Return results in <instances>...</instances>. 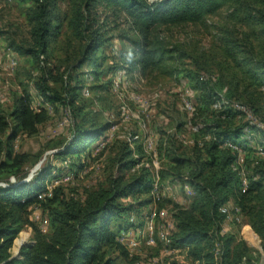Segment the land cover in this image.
Instances as JSON below:
<instances>
[{"label": "trees", "instance_id": "obj_1", "mask_svg": "<svg viewBox=\"0 0 264 264\" xmlns=\"http://www.w3.org/2000/svg\"><path fill=\"white\" fill-rule=\"evenodd\" d=\"M17 1L25 4L28 30L26 38L10 45L39 70V76L32 80L36 93L67 108L75 121L69 138L54 141L49 147L58 149L56 158L75 159L68 163L75 174L84 171L90 159L102 158L104 176L109 171L111 175L109 187L107 178L83 198L65 194L61 185L48 194L44 170L23 181L25 165L32 158L33 162L38 160L40 154L34 157L16 152L13 141L20 133H36L48 119V112L35 111L27 95L1 108L0 180L6 175L15 179L0 185V264H122L128 255L115 240L114 226L133 213L136 221L131 225H139L140 212L149 202L140 197L150 191L151 172L140 165L145 155L140 148L132 151L117 137L91 157L90 147L103 137L110 122L103 120V111L86 108L90 99L83 96L82 89L89 88L94 102L101 98L97 92H110L112 80H103V75L114 67L145 74L169 64L180 74L184 58L191 59L196 71L216 68V76L215 80L201 81L197 72H184L198 93L192 117L196 130L189 132L190 142H180L167 132L160 140L164 148L158 173L161 177L185 178L194 191L187 206L177 207L174 228L163 242L170 248L185 247V253L198 264H242L243 260L250 264V247L243 239L220 235L224 215L219 207L231 200L257 234L264 251V160H254V149L245 153L249 183L243 189L232 167L238 151L228 145L237 142L242 129L234 125L239 112L226 106L212 108L218 98L226 96L248 106L264 124V0H67L66 11L60 9L57 0ZM219 10L225 13L215 35L219 41L216 46L199 45L198 51L188 54L191 52L182 48L191 47L190 43L172 45L161 33L164 26L206 24V17ZM104 12L113 18L126 17L128 29L137 33L139 42L138 49L129 50L126 62L118 66L107 63L101 69L109 41L103 28L108 16L101 18ZM61 39L64 58L52 65L50 58ZM184 124L176 119L169 122L168 129L177 134L185 130ZM222 139L229 141L222 143ZM36 208L47 212L49 230L42 232L31 224L32 243L20 248L19 257H11L13 240L30 223L29 211Z\"/></svg>", "mask_w": 264, "mask_h": 264}, {"label": "rangeland", "instance_id": "obj_2", "mask_svg": "<svg viewBox=\"0 0 264 264\" xmlns=\"http://www.w3.org/2000/svg\"><path fill=\"white\" fill-rule=\"evenodd\" d=\"M153 2L155 0H147ZM62 11L67 9V0H57ZM24 5L17 0H0V109L11 106L14 100L27 95L31 107L35 111L45 109L48 119L37 127L33 135L18 134L13 141V150L27 153L32 156L40 154L38 160L25 165L23 181H29L40 170L47 173L48 194L56 185H61L65 194H73L74 197H85L91 189L97 188L99 183L105 182L111 172L104 176L102 171V158L88 161L87 168L75 174L68 168V163L75 159L67 157L61 160L54 153L58 149L49 146L55 142L68 139L73 123L71 114L67 108L45 101L39 96L34 88L33 79L40 74L35 65H30L10 45L12 42H20L27 36V22ZM225 10H219L214 15L206 17V24H179L164 26L161 33L167 36V41L172 45L183 47V42L191 44L182 49L192 54L202 46L208 48L212 43L216 46L219 41L216 34L220 30L221 20ZM107 15L106 12L101 16ZM108 16V15H107ZM101 22V20H100ZM103 25V24H102ZM129 23L126 17H110L106 27L109 37L108 47H104V55L107 56L101 69L105 65L118 66L129 58V50L138 49L139 37L137 33L128 29ZM194 45V46H193ZM200 45V46H199ZM55 56L50 58L52 65L59 64L64 58L65 46L61 39L56 44ZM216 51L215 49H213ZM27 60V61H26ZM181 64V73L174 72V66L161 65L142 74L139 71L131 73L126 69L113 68L109 73H104L103 80L111 79L110 92H97L100 99L91 101L94 95L87 86L82 89L83 96L90 99L87 101L89 110L104 113L109 127L104 131L103 137L97 139L90 147L91 157H95L103 146L114 137L126 142L132 151L138 146L143 152L140 165L150 170V191L140 198L149 199L148 206L142 209L141 218L137 220L139 225H131L136 221L133 213L127 221L118 222L114 226L116 231L115 240L124 247L127 258L122 264H198L185 253V247L170 248L163 242L174 228V214L178 206L185 207L189 204L194 194L189 182L185 179L161 177L158 168L163 161V146L160 143L163 133L167 132L180 142H190L189 132L196 130L192 124V117L197 108V90L194 82L186 75L185 71H195L199 80H215L214 69L198 70L192 64L191 59L184 58ZM83 69V68H82ZM89 84V83H86ZM58 87V86H56ZM264 90V87H263ZM232 108L239 112L234 120V125H241L236 143H229L238 151L236 165L232 166L239 174L241 187L245 189L249 183L248 172L244 160L245 153L254 149V160H264V124L256 119L248 106L237 100L221 96L212 106L214 109L223 107ZM169 116V117H167ZM176 119L182 120L185 130L176 134L169 128V122ZM243 123H247L243 125ZM228 139H222V143H228ZM137 157L138 154H135ZM253 159V158H252ZM0 185L6 181H14L13 175L3 176ZM135 201V200H133ZM129 202V201H126ZM224 215L220 223V235H234L237 239H243L251 255L250 264H264V251L260 247V240L252 230L247 220L240 214L233 201L228 200L219 207ZM28 223L13 240L10 250L11 256L19 257L18 251L23 244L32 243V225L42 232L49 230L48 214L46 211L36 208L30 210L27 215ZM141 222V223H140ZM22 239V241L19 240ZM248 260V258H247ZM246 264V260L242 261Z\"/></svg>", "mask_w": 264, "mask_h": 264}, {"label": "water", "instance_id": "obj_3", "mask_svg": "<svg viewBox=\"0 0 264 264\" xmlns=\"http://www.w3.org/2000/svg\"><path fill=\"white\" fill-rule=\"evenodd\" d=\"M22 246H26V244H23ZM22 246H20V248H21ZM18 253H19V251H18ZM11 257H14V256H11Z\"/></svg>", "mask_w": 264, "mask_h": 264}, {"label": "bare ground", "instance_id": "obj_4", "mask_svg": "<svg viewBox=\"0 0 264 264\" xmlns=\"http://www.w3.org/2000/svg\"><path fill=\"white\" fill-rule=\"evenodd\" d=\"M20 241H22V239L19 240V243H20Z\"/></svg>", "mask_w": 264, "mask_h": 264}]
</instances>
